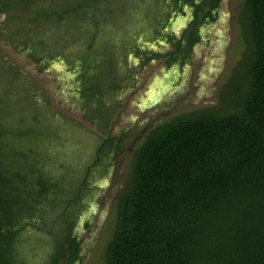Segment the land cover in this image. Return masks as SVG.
I'll list each match as a JSON object with an SVG mask.
<instances>
[{"label": "trees", "instance_id": "1", "mask_svg": "<svg viewBox=\"0 0 264 264\" xmlns=\"http://www.w3.org/2000/svg\"><path fill=\"white\" fill-rule=\"evenodd\" d=\"M179 1L0 0V14L18 7L28 15L18 32L38 70L50 69L55 59L68 72L77 70L79 108L93 126L98 122L100 140L77 177L33 148L0 150V264H29L18 247L27 226L51 239L40 263H82L74 227L86 200L93 199L94 178L110 174L120 150V138L109 133L120 98L104 103L103 83L115 77L112 60L126 63L131 53L142 68L169 55V63L183 69L190 42L197 39V33L188 34L192 26L180 40L165 37L173 52L141 49L134 40L163 36ZM183 1L192 23L200 25L216 20L223 0ZM137 12L141 30L133 26ZM51 17L59 23L58 35L45 28ZM237 24L246 48L234 67L239 73L219 91L223 106L175 115L150 129L135 148L113 209L103 264H264V0H243ZM137 75L129 76L131 83ZM39 132L32 128L24 135L36 140Z\"/></svg>", "mask_w": 264, "mask_h": 264}, {"label": "rangeland", "instance_id": "2", "mask_svg": "<svg viewBox=\"0 0 264 264\" xmlns=\"http://www.w3.org/2000/svg\"><path fill=\"white\" fill-rule=\"evenodd\" d=\"M242 1H222L220 14L211 31V43L195 47L191 60L179 72L180 75L176 67L170 66V57L166 55L147 62L143 68L140 67L142 62L131 54L126 63L112 60V74L115 77L103 83L107 88L102 99L110 105L114 97L120 98V104L115 107L109 121L110 136L120 138V150L110 174L94 178L93 199L86 200L87 209L79 216L74 227L73 235L78 237L82 245L83 261L79 264H103V250L113 229V209L126 181L132 154L144 139V132L152 117L161 115V108L173 109L176 116H181L201 110L214 112L223 106L219 91L231 74L239 73L234 67L246 48V38L240 36L237 24ZM19 9L13 7L7 14H0V100L3 103L0 108L6 115L0 118V131L3 132L0 135V150L33 148L44 153L42 155L56 159L54 163L62 165L63 162L77 177L85 170L94 154L95 144L100 141L96 135L99 131L95 128L98 122L93 126L81 112V98L74 91L75 77L59 65L61 60H53L51 68L43 72L26 55L22 47L26 40L23 39L24 34L18 31L25 28L28 15ZM140 13H136L138 21ZM187 13V18L183 17L184 21L188 19L189 11ZM55 20L56 17H51L45 22L46 30L52 31L53 36L60 31L59 23ZM64 20L66 26L70 24L67 18ZM142 25L139 21L134 22L133 26L141 30ZM162 45L169 52L175 50L166 41ZM127 66H133L132 71ZM174 70L175 84L172 85L167 83L169 79L164 81V77L171 76ZM136 73L137 81L131 83L129 76ZM114 85L112 90L108 88ZM151 85L162 87L156 92L157 102L148 110L140 111V106L147 104ZM172 117L167 116L164 121ZM34 120L39 122L38 126H35ZM32 128L40 131L39 139L24 135V131ZM85 222H88L87 227ZM22 235L18 247L25 250L22 252L25 260L29 264H42L38 257L44 258L43 254L50 248L51 239L31 226H27Z\"/></svg>", "mask_w": 264, "mask_h": 264}, {"label": "flooded vegetation", "instance_id": "3", "mask_svg": "<svg viewBox=\"0 0 264 264\" xmlns=\"http://www.w3.org/2000/svg\"><path fill=\"white\" fill-rule=\"evenodd\" d=\"M221 3H220V5H221ZM179 4H180L179 7H174V8H172L170 10V15H169V18H168V22H167V24L165 26V29L163 30V33H162L163 36L157 38V40H155V41H149L147 38L144 37V35H141V36H138L137 38H135L134 40L137 42L138 46L141 49H146L147 48L149 50L157 51L160 48H163V47H158V46H163L162 42L163 41H167V39L165 38L167 35H173V36L176 37L177 40H180L182 38L181 37L182 32L184 30H186L189 26H192V28L188 32V34L191 35L194 32L197 33V39L194 42H190V52H189V59H188V63H189V61L191 60V58L193 56V52H194V49H195L196 46H198L200 44H207V43L210 44L211 43L210 42V39L212 38L211 31H212L214 23L217 21V18H218L219 14H220V5H219V8L217 10V18H216V20L213 23H211L206 18L200 25H198L197 23H192L191 10L186 6V3L183 0H181V1H179ZM187 11H189L188 19L187 20L185 19L186 21H183L182 24H180V26H178L179 29H176L177 31L176 30L167 31V27L170 24V20L177 21V20H179L180 18H183V17L187 18V15H188ZM155 46H157V48ZM167 49L168 48H163L161 50L165 51ZM131 55L133 56L132 53H131ZM166 56H169V55H166ZM160 58H158V59H160ZM154 60H157V59H151V61H149V63L154 61ZM170 66L176 67L178 73L180 71H182V69L179 67V64H177V63H172V64H170ZM174 74H176V70L172 71L171 76H165L164 77V81H166V79H169V81L167 83H170L172 85L175 84L173 82L174 81L173 77H175ZM179 75H180V73H179ZM75 76H77V70H75L73 72V77H75ZM170 77H172V78L170 79ZM159 82H161V79H160ZM165 83L166 82H164V84ZM154 88H155L154 85H151V87L149 88V89H152V91L149 94V98L147 100V104L146 105L142 104L140 106V108H139L140 111L144 110V109L148 110V108L150 106H154V104L157 102L156 99H155L156 98L155 95H157L156 92H158V90L161 89L162 87L160 85H157L156 88H155L156 90H153ZM161 111H162L161 115L156 116V117H152V120L150 121V125L148 126V128L144 132L145 134L150 129H152L154 126H156L157 124L162 123L164 121L165 117H167V116L172 117V116L175 115L173 113V109L170 110V109H162L161 108ZM142 129L145 130V128H142ZM76 264H78V263L76 262Z\"/></svg>", "mask_w": 264, "mask_h": 264}, {"label": "water", "instance_id": "4", "mask_svg": "<svg viewBox=\"0 0 264 264\" xmlns=\"http://www.w3.org/2000/svg\"><path fill=\"white\" fill-rule=\"evenodd\" d=\"M184 21L183 18H180L179 20L177 21H173V20H170V24L168 25L167 27V31H172V30H176V29H179L178 26H180V24H182V22ZM176 22V23H175ZM176 24V25H175ZM59 65H61L62 67H65V63L60 61L59 62Z\"/></svg>", "mask_w": 264, "mask_h": 264}]
</instances>
